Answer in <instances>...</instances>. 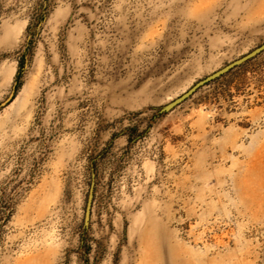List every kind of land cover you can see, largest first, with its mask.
Here are the masks:
<instances>
[{
  "label": "rangeland",
  "instance_id": "rangeland-1",
  "mask_svg": "<svg viewBox=\"0 0 264 264\" xmlns=\"http://www.w3.org/2000/svg\"><path fill=\"white\" fill-rule=\"evenodd\" d=\"M262 44L264 0H0V264H264V51L159 114Z\"/></svg>",
  "mask_w": 264,
  "mask_h": 264
},
{
  "label": "water",
  "instance_id": "water-1",
  "mask_svg": "<svg viewBox=\"0 0 264 264\" xmlns=\"http://www.w3.org/2000/svg\"><path fill=\"white\" fill-rule=\"evenodd\" d=\"M263 51H264V44H262L258 48L254 49L253 51L248 53V55L246 54L243 57H241V58L233 61L232 63L226 65L225 67L221 68L220 70L210 74L207 77H204L203 80L198 81L196 84H194L189 90H187L180 97L176 98L172 102L163 106L159 110V114L168 113V112L172 111L175 107L182 104L185 100L190 98L194 93H196L200 88H202L206 84L222 77L223 75H225L226 73H228L232 69L248 62L249 60H251L255 56H258L259 54H261ZM13 94H14V92L12 91V93L8 96V98L0 104V108L6 106L9 102H11V100L13 98ZM92 178H94L93 173H92ZM93 186H94V183L92 181L91 185H90V189L88 190L89 192L87 195L85 211L83 212V214H84V218H83L84 229H87V227L89 225L90 216H91V209H92V204H93Z\"/></svg>",
  "mask_w": 264,
  "mask_h": 264
}]
</instances>
